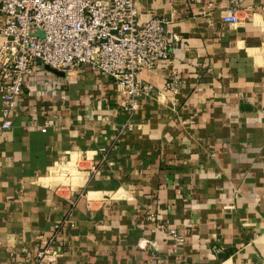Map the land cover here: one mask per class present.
<instances>
[{
    "label": "crops",
    "instance_id": "crops-1",
    "mask_svg": "<svg viewBox=\"0 0 264 264\" xmlns=\"http://www.w3.org/2000/svg\"><path fill=\"white\" fill-rule=\"evenodd\" d=\"M230 6L138 3L174 45L135 113L86 71H39L9 131L0 96V264H264V0Z\"/></svg>",
    "mask_w": 264,
    "mask_h": 264
},
{
    "label": "built area",
    "instance_id": "built-area-1",
    "mask_svg": "<svg viewBox=\"0 0 264 264\" xmlns=\"http://www.w3.org/2000/svg\"><path fill=\"white\" fill-rule=\"evenodd\" d=\"M144 1L148 0H1L2 130L12 128V113L26 82L44 69L65 75L99 73L123 88V109L137 112L140 99L154 94L153 87L141 82L139 75L170 62L174 45L165 19L140 22L137 6ZM198 1L219 4V0ZM241 1L230 0L224 22L240 24ZM174 75V83L179 82ZM40 131L47 132V126ZM47 246L38 253V260L48 257Z\"/></svg>",
    "mask_w": 264,
    "mask_h": 264
},
{
    "label": "water",
    "instance_id": "water-1",
    "mask_svg": "<svg viewBox=\"0 0 264 264\" xmlns=\"http://www.w3.org/2000/svg\"><path fill=\"white\" fill-rule=\"evenodd\" d=\"M38 35H39V36H42L43 34H42V33H38ZM50 70H52V71H54V72H57V73H59V74H61V75H65L64 73L58 72V71H56V70H53V69H50Z\"/></svg>",
    "mask_w": 264,
    "mask_h": 264
}]
</instances>
